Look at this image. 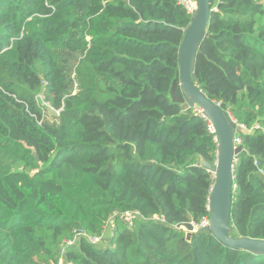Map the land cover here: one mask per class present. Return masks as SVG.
<instances>
[{
    "label": "trees",
    "instance_id": "trees-1",
    "mask_svg": "<svg viewBox=\"0 0 264 264\" xmlns=\"http://www.w3.org/2000/svg\"><path fill=\"white\" fill-rule=\"evenodd\" d=\"M211 2L198 85L246 127L231 236L264 239V0ZM191 20L179 0H0V264H264L179 226L209 217L218 151L180 84Z\"/></svg>",
    "mask_w": 264,
    "mask_h": 264
},
{
    "label": "water",
    "instance_id": "water-1",
    "mask_svg": "<svg viewBox=\"0 0 264 264\" xmlns=\"http://www.w3.org/2000/svg\"><path fill=\"white\" fill-rule=\"evenodd\" d=\"M197 7L191 23L185 29L179 49L180 84L185 92L186 104L190 108L199 107L204 116L216 127L218 151L216 161L202 157L199 164L214 175L213 190L210 193V225L196 229L192 222H184L191 233H211L225 246L256 254H264V239L231 236V217L233 193L236 189L235 167L237 157L245 150L243 144H237L238 134L244 133L246 127L225 110L220 103L209 98L198 85L196 77L197 57L203 41L207 38L208 24L212 11L211 0H196ZM51 114L58 115L51 107Z\"/></svg>",
    "mask_w": 264,
    "mask_h": 264
},
{
    "label": "built area",
    "instance_id": "built-area-1",
    "mask_svg": "<svg viewBox=\"0 0 264 264\" xmlns=\"http://www.w3.org/2000/svg\"><path fill=\"white\" fill-rule=\"evenodd\" d=\"M179 3L181 5L184 6V8L193 15L194 11L196 10V7H197V3H196V0H179ZM200 113L202 114V116L209 121V124H208V129L211 133L215 134L216 135V127L214 126V124L207 118L204 116L203 112L200 110ZM216 140L218 141L217 139V135H216ZM237 144H240L241 143V140L239 137H237ZM214 185V184H213ZM213 190V186L211 188V191ZM210 191V193H211ZM210 197V196H209ZM208 209L210 211V205H208ZM194 224V223H193ZM210 225V218L209 217H206L204 218L200 224H194L195 228L198 229V228H201V227H206V226H209ZM100 238L99 237H94L92 239L93 242H97L99 241Z\"/></svg>",
    "mask_w": 264,
    "mask_h": 264
},
{
    "label": "rangeland",
    "instance_id": "rangeland-1",
    "mask_svg": "<svg viewBox=\"0 0 264 264\" xmlns=\"http://www.w3.org/2000/svg\"><path fill=\"white\" fill-rule=\"evenodd\" d=\"M200 110H201L200 108H199V109H196V111H199V112H200ZM112 227H113V226L111 225V229H112ZM184 229L186 230V228H184ZM108 231H110V228H108ZM108 231H107V232H108ZM111 231H112V230H111ZM111 231H110V232H111ZM107 232H106V233H107Z\"/></svg>",
    "mask_w": 264,
    "mask_h": 264
}]
</instances>
